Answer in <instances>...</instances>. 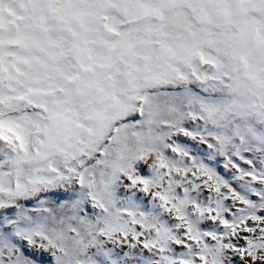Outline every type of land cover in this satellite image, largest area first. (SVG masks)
<instances>
[{"label":"snow or ice","instance_id":"snow-or-ice-1","mask_svg":"<svg viewBox=\"0 0 264 264\" xmlns=\"http://www.w3.org/2000/svg\"><path fill=\"white\" fill-rule=\"evenodd\" d=\"M0 264H264V0H0Z\"/></svg>","mask_w":264,"mask_h":264}]
</instances>
